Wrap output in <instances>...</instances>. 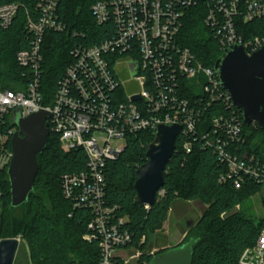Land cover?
I'll return each mask as SVG.
<instances>
[{"label":"built area","instance_id":"2783aa9c","mask_svg":"<svg viewBox=\"0 0 264 264\" xmlns=\"http://www.w3.org/2000/svg\"><path fill=\"white\" fill-rule=\"evenodd\" d=\"M58 1H40L38 19H28L30 46L16 56L23 87L0 90V171L8 170L14 156L11 140L18 130L12 123L14 112L19 109L27 117L49 111L50 132L58 136L61 146L67 151L82 149L87 157L85 169L62 175L61 187L75 208L91 213L84 238L99 242V264L126 262L120 251L132 242L125 227L127 217L118 218V207L106 199L105 175L129 136L154 131L158 124H179L178 138L188 153L192 140L200 141L226 166L220 181H231L236 189L246 181L264 184V158L238 151L246 140L244 120L215 67L204 65L180 42L188 12L205 3L204 22L221 50L243 45L251 55L264 46V36L245 40L237 31L236 19H264V0H100L92 6L93 15L99 23L111 22L114 34L100 43L77 44L72 49L73 62L46 106L42 43L47 30L65 29L57 14ZM18 8V3L0 5L2 27L12 24ZM219 103L228 112L213 115L201 131L207 110ZM238 264H264V230L253 246L243 250Z\"/></svg>","mask_w":264,"mask_h":264},{"label":"trees","instance_id":"16d2710c","mask_svg":"<svg viewBox=\"0 0 264 264\" xmlns=\"http://www.w3.org/2000/svg\"><path fill=\"white\" fill-rule=\"evenodd\" d=\"M42 0H0V5L18 3L17 14L8 28L0 25V90H19L25 80L18 65L17 53L30 46L28 19L37 20L38 4ZM100 0H59L57 14L65 26L64 31L47 30L42 43L43 104L53 101L59 80L73 62L72 49L77 45L91 46L114 34L111 22L99 23L92 6ZM207 4L191 9L184 19L180 42L188 47L204 65L215 67L223 54L218 41L204 20ZM237 31L245 39L264 36V19L245 22L236 19ZM199 90V89H198ZM243 120V112L234 106ZM228 112L219 103L204 115L201 131L215 114ZM245 142L238 151L264 158V130L256 122L243 123ZM154 131L146 130L127 138V145L118 159L108 163L106 199L118 207L116 216L127 217L125 227L132 234L127 249L164 247L167 237L161 229L177 200L183 203L200 202L206 206L197 223L186 230L188 241L194 244L193 264H238L243 250L253 246L264 230V217L246 213L244 204L263 190L264 184L246 181L236 189L231 181L222 182L220 176L226 166L209 147L193 141L188 153L181 138H177L175 151L164 171V184L155 203L145 207L138 203L135 182L137 169L147 162L146 151L153 142ZM39 171L28 201L18 207L11 206V184L8 170L0 171V241L21 236L28 242L31 264H99L101 250L98 241H88L91 213L75 208L63 195L61 177L65 173L86 168L87 157L82 149L65 150L58 136L50 132L45 150L38 155ZM264 206V197L262 199ZM239 205V208L237 207ZM185 241V242H186ZM155 254V255H156ZM153 256L142 254L140 264H149ZM145 260V262H144ZM118 264H123L119 262Z\"/></svg>","mask_w":264,"mask_h":264},{"label":"water","instance_id":"95a60500","mask_svg":"<svg viewBox=\"0 0 264 264\" xmlns=\"http://www.w3.org/2000/svg\"><path fill=\"white\" fill-rule=\"evenodd\" d=\"M215 69L222 87L242 110L244 123L250 125L256 122L264 130V46L248 55L243 45H233L217 59ZM49 117L50 112L47 110H40L27 117H22L19 109L14 112L12 123L18 130L11 140L14 156L8 167L12 207L27 202L34 189L39 171L38 155L45 150L50 135ZM180 130L179 124H158L154 129L155 138L147 147L148 160L137 169V201L147 208L155 203L163 187L164 171L175 151ZM185 223L189 228L195 225L192 220ZM197 240L190 238L168 248L154 255L149 264H193L194 244ZM19 245L17 238L2 239L0 264H14Z\"/></svg>","mask_w":264,"mask_h":264},{"label":"rangeland","instance_id":"374dc122","mask_svg":"<svg viewBox=\"0 0 264 264\" xmlns=\"http://www.w3.org/2000/svg\"><path fill=\"white\" fill-rule=\"evenodd\" d=\"M135 88L136 90L139 89L138 86ZM263 197L264 187L262 191L252 195L247 200L243 206L244 211L257 218L264 217V206L262 204ZM205 208L206 206L200 202L183 203L182 201L177 200L174 203L173 209L170 210L168 218L161 229L162 235L167 237L166 247L171 248L184 243L188 237L186 230L189 229L185 221L192 220L194 221V224H196ZM17 239L20 241V245L14 264H31L29 259L28 242L21 236L17 237ZM162 248L164 247L156 248L150 246L144 249L140 247H132L130 249L120 251V253L124 256L126 261L123 264H140L142 261V254L146 253L154 256L157 251Z\"/></svg>","mask_w":264,"mask_h":264}]
</instances>
